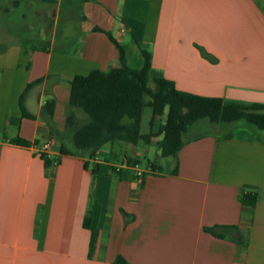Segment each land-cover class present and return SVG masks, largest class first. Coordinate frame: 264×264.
Segmentation results:
<instances>
[{
    "label": "crops",
    "instance_id": "obj_1",
    "mask_svg": "<svg viewBox=\"0 0 264 264\" xmlns=\"http://www.w3.org/2000/svg\"><path fill=\"white\" fill-rule=\"evenodd\" d=\"M261 1L0 0V264H111L119 255L129 264H264V139L216 131L185 137L186 131L173 157L161 155L156 135L148 143L156 145L155 160L146 167L156 166L138 181L134 171L109 166L123 159L140 166L149 150L124 135L127 104L118 113L119 138L97 152L102 163L59 149L69 138V81L118 65L117 48L95 26L121 44L132 68L143 66L147 50L151 79L161 76L195 95L264 104ZM23 94L31 117L22 114ZM50 99L49 122L43 106ZM72 112L76 126L87 120ZM163 123L164 115H152L149 131ZM46 140L48 163L32 147ZM242 193H257L253 207L241 202ZM93 202L91 248L82 223ZM217 225L235 228L222 230L223 238L205 230Z\"/></svg>",
    "mask_w": 264,
    "mask_h": 264
},
{
    "label": "trees",
    "instance_id": "obj_2",
    "mask_svg": "<svg viewBox=\"0 0 264 264\" xmlns=\"http://www.w3.org/2000/svg\"><path fill=\"white\" fill-rule=\"evenodd\" d=\"M74 1L83 3L89 0ZM81 18L85 19L83 15ZM93 29L104 32L115 45L119 55L118 65L109 70L92 69L87 74H76L69 81V98L65 111V132L69 138L61 140L59 149L62 154H78L88 159L97 155L104 144L119 138L118 113L127 104L131 106V113L124 135L133 141L142 140L146 144L150 142L151 137L162 135L157 143L162 156L175 157L183 144V134L189 126L200 119H207L210 123L245 120L258 129L264 130V104H242L219 97L195 95L178 90L172 81L161 76L156 75L151 79V54L147 50L142 49L143 66L138 69L132 68L127 64L123 47L112 34L97 26ZM150 80L154 83L153 88L149 86ZM40 81L39 79L28 84L27 88ZM23 96L24 94L20 100L22 114L31 117L32 115L23 107ZM53 107V99L46 101L43 106V113H47L49 122ZM145 107L152 109L153 117H161L166 112L164 123L156 132L149 131L146 134L140 132V121ZM72 109H80L88 116L80 126L75 124ZM13 142L28 145L26 141L19 138L13 139ZM43 158L48 163L47 157ZM149 164L152 168L156 166L154 162ZM93 172L96 174L98 170L94 168ZM256 197L257 193H242L240 200L244 205L253 207ZM97 214L98 206L93 202L89 207V214L85 216L82 223L90 230L91 248L97 238ZM227 228H235V226L217 225L205 230L215 237L223 238L221 231ZM111 264L129 263L119 255Z\"/></svg>",
    "mask_w": 264,
    "mask_h": 264
},
{
    "label": "rangeland",
    "instance_id": "obj_3",
    "mask_svg": "<svg viewBox=\"0 0 264 264\" xmlns=\"http://www.w3.org/2000/svg\"><path fill=\"white\" fill-rule=\"evenodd\" d=\"M263 7H264V2L261 1ZM20 11L22 9L15 11L14 17L17 19L19 16ZM149 86H153V82L150 80L149 81ZM80 110V109H79ZM86 118L88 116L80 110ZM152 109L150 107H145L142 112L141 116V123H140V132L141 133H147L150 130V124L149 120L152 116ZM166 112L164 114V120H165ZM157 123H160L162 121L161 118H157ZM209 131H216L219 134H247L251 136H257L259 138L264 139V130H260L254 125L249 124L245 120H239L235 122H220V123H210L207 119H200L196 123L192 124L191 126L188 127V130L185 134V137H189L192 135H197V134H202L205 132ZM141 150L143 148H148L149 150L146 153H143L141 156V161H140V167H146L147 165V160H155V153L157 151L156 145L154 143L152 144H146L144 141L139 142ZM144 152V151H143ZM165 163V162H164Z\"/></svg>",
    "mask_w": 264,
    "mask_h": 264
},
{
    "label": "built area",
    "instance_id": "obj_4",
    "mask_svg": "<svg viewBox=\"0 0 264 264\" xmlns=\"http://www.w3.org/2000/svg\"><path fill=\"white\" fill-rule=\"evenodd\" d=\"M32 147L36 149L40 154L49 157L50 156V148H51V141L46 140L44 141L41 145H38V143H33ZM92 160L94 163H102L103 159L99 155H95L92 158H89ZM53 163H56V160L53 161ZM109 166L111 170L115 173L121 172L123 169H129L134 171L135 177L138 181L142 180V177L145 172H150L152 171V167H146V169L141 168L137 163L128 161L127 159L123 160H117L109 163Z\"/></svg>",
    "mask_w": 264,
    "mask_h": 264
}]
</instances>
